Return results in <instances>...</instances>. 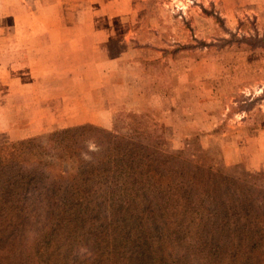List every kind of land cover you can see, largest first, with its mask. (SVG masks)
Segmentation results:
<instances>
[{
    "label": "rangeland",
    "instance_id": "374dc122",
    "mask_svg": "<svg viewBox=\"0 0 264 264\" xmlns=\"http://www.w3.org/2000/svg\"><path fill=\"white\" fill-rule=\"evenodd\" d=\"M15 19L23 117L0 142L83 124L64 120L84 113V123L136 126L165 150L264 174V0H0V22ZM64 21L93 24L74 46L83 54H27L60 30L32 34L25 22ZM73 71L82 82L61 76Z\"/></svg>",
    "mask_w": 264,
    "mask_h": 264
},
{
    "label": "trees",
    "instance_id": "16d2710c",
    "mask_svg": "<svg viewBox=\"0 0 264 264\" xmlns=\"http://www.w3.org/2000/svg\"><path fill=\"white\" fill-rule=\"evenodd\" d=\"M158 138L83 123L1 141L0 264H264V174Z\"/></svg>",
    "mask_w": 264,
    "mask_h": 264
},
{
    "label": "crops",
    "instance_id": "0c3cea01",
    "mask_svg": "<svg viewBox=\"0 0 264 264\" xmlns=\"http://www.w3.org/2000/svg\"><path fill=\"white\" fill-rule=\"evenodd\" d=\"M15 12L13 11V15ZM93 23V22H92ZM25 26H28L29 29H39L31 32L32 34H50L55 30H60V37H56L53 39L46 38L44 42L40 45H33L30 47L27 54H34V51L39 52L44 59H48L53 61L57 59L56 56H62L64 58H68L69 56H75L73 58L77 59L78 54L84 53V46L82 49H77L74 47L76 44L80 42V40H84L88 33L85 29L89 27H93L91 23L80 22V21H71L67 22H25ZM43 25V27H40ZM21 21L20 20H10V21H1L0 22V33L6 34L5 36L0 35V135L5 134V131L11 130V127L14 125L13 122L20 121L23 115L21 114L20 108V93H21V72H20V55H21V37H20V29H21ZM30 33V34H31ZM31 42V40H29ZM81 46V47H82ZM68 47L69 49H65ZM69 55V56H66ZM29 76L32 74L28 73ZM59 72H52L50 74L51 77H57ZM61 76H75L79 77L78 82L83 81L84 74L81 72H64ZM12 78V79H9ZM7 90V93L10 95H4L3 91ZM29 91H31L29 89ZM89 93V92H88ZM90 99V98H89ZM89 101H93L89 100ZM90 104L93 106V104ZM31 105L25 104L24 108H30ZM12 110V111H11ZM99 115V114H97ZM86 115L81 113L79 116H74L71 120H64L65 125H72L77 123H84L87 121H92L91 118H85ZM105 118V117H104ZM103 118V119H104ZM10 129V130H9ZM26 137V135L19 134L16 138Z\"/></svg>",
    "mask_w": 264,
    "mask_h": 264
}]
</instances>
